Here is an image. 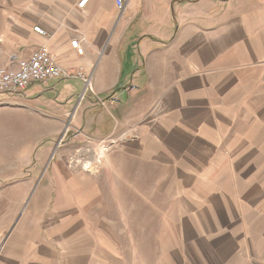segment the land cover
<instances>
[{
  "label": "crops",
  "instance_id": "crops-1",
  "mask_svg": "<svg viewBox=\"0 0 264 264\" xmlns=\"http://www.w3.org/2000/svg\"><path fill=\"white\" fill-rule=\"evenodd\" d=\"M80 1L47 0L41 14L27 19L16 9L4 11L11 19L0 14V67L17 69L45 45L62 68L89 79V97L105 99L99 105L110 123L97 129L104 116L90 98L70 99L40 116L115 146L96 173L59 161L40 174L25 171L18 183L21 212L3 238L0 264H119L116 193H128V204L136 195L145 216L150 200L167 199L159 223L173 225L180 255L198 249L200 264H222L219 255L233 257L228 262L249 256L255 236L246 225L262 220L234 173L242 155L228 152L232 131L244 125L241 113L254 111L247 100L264 81V12L251 9L214 25L222 7L213 0H122V10L114 0H87L81 8ZM36 25L45 37L33 31ZM72 39L81 41L83 55ZM33 84L34 101L43 90L63 97L86 91L75 77ZM26 91L15 100L2 95L25 102Z\"/></svg>",
  "mask_w": 264,
  "mask_h": 264
},
{
  "label": "rangeland",
  "instance_id": "rangeland-1",
  "mask_svg": "<svg viewBox=\"0 0 264 264\" xmlns=\"http://www.w3.org/2000/svg\"><path fill=\"white\" fill-rule=\"evenodd\" d=\"M46 1L0 0V14H5V18L11 19L12 12L4 11L16 9L22 11V19H27L29 13L38 16L45 10ZM213 2L214 5L222 7L213 14L214 25L223 23L225 17L231 21L233 16L248 13L251 9H260L264 12V0H213ZM225 12H228V15H225ZM2 18L3 16H0V19ZM72 84L75 85L74 82ZM33 85L27 86L29 101H9L5 95L0 94V228L6 229L4 234H0L2 241L12 233L13 224L21 212L18 200L21 188L18 183L22 184L19 180L27 178L26 170L35 169V173L40 174L51 162L59 161L63 166H78L86 171L92 170L85 172V175L96 173L105 154L107 155L115 146L108 137L99 141L100 138L96 139L98 137L95 134L86 132L81 134L80 130L69 124L70 122L66 124L64 120L55 118L48 120L40 116L43 113L41 111L50 110L51 106L56 108L61 104L66 107V101L70 99L73 104L77 100L78 103L85 104L89 102V98L94 101L97 97H89V90L80 95L81 87L76 95L69 94L65 97L57 94L56 89L43 90L39 101H34V97L30 95L36 87V84ZM76 86L80 87V82ZM94 102L98 103L95 106L96 111L104 116L97 129L103 128V125L107 127L110 121L105 117L106 110L99 105L98 99ZM247 102L252 104L254 111L241 113L244 116L242 120L244 125H239L232 131L234 135L229 139L234 137L236 139L232 141L228 153H231L230 155L234 153L239 157L242 155L241 159L234 161V173L238 182L244 185L245 199L254 201L255 213L262 222L246 225V228L254 226L255 239L252 238L250 241L253 252L249 256L243 253L244 256L234 258L232 262H228V259L233 257L219 255L218 261L222 264H264V81L259 94ZM92 141L104 142L105 151L102 145L91 143ZM88 158L93 162L88 161ZM122 172L124 173L123 169ZM226 174L227 172L225 176ZM34 183L35 181L32 184ZM32 184L25 186L26 192ZM119 194L122 195L121 198H118ZM126 194L116 193L118 213L113 235L119 247L120 255L117 257L120 259L119 264H200V257L195 254L198 249L187 248L189 254L180 255L177 239H173L174 232L171 230L173 225L159 223L161 212L167 214V199L150 200L149 210L145 216L144 208H140L139 198L134 195L133 203L128 204L130 201L128 198L125 200ZM105 200L108 204L112 199L106 197ZM124 206L131 214H125ZM110 212V216H113L114 210L110 209ZM171 249H176L173 251L175 253ZM213 256L214 254L212 258Z\"/></svg>",
  "mask_w": 264,
  "mask_h": 264
},
{
  "label": "built area",
  "instance_id": "built-area-1",
  "mask_svg": "<svg viewBox=\"0 0 264 264\" xmlns=\"http://www.w3.org/2000/svg\"><path fill=\"white\" fill-rule=\"evenodd\" d=\"M86 2L87 0H81L78 3V7H83ZM114 2L118 10L124 8L122 0H114ZM33 31L42 37L47 35L46 31L38 25L33 26ZM70 45L77 54L83 55L84 48L79 39H72ZM71 77L80 78L84 82L85 90L91 89L88 78H85L82 73L72 74L67 69L62 68L49 53L47 47L40 45L31 52L29 58L20 61L17 69L0 67V94H6L15 100L22 96L27 86L33 82L46 83L54 79ZM99 103L104 105L105 99L100 100ZM98 144L102 145L103 151H105L106 145L104 142H99ZM3 245V241L0 240V254Z\"/></svg>",
  "mask_w": 264,
  "mask_h": 264
}]
</instances>
